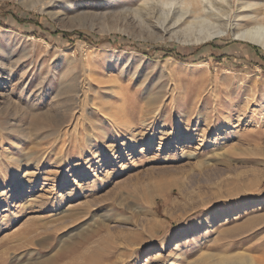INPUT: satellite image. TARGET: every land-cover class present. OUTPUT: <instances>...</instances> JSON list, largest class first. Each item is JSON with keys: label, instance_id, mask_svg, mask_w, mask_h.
<instances>
[{"label": "rangeland", "instance_id": "374dc122", "mask_svg": "<svg viewBox=\"0 0 264 264\" xmlns=\"http://www.w3.org/2000/svg\"><path fill=\"white\" fill-rule=\"evenodd\" d=\"M142 2L0 0L115 42L0 22V264H49L76 227L86 239L65 245L81 241L75 256L99 264H264V49L231 32L168 38ZM41 113L58 126L35 124ZM31 229L33 245L15 246Z\"/></svg>", "mask_w": 264, "mask_h": 264}, {"label": "bare ground", "instance_id": "6f19581e", "mask_svg": "<svg viewBox=\"0 0 264 264\" xmlns=\"http://www.w3.org/2000/svg\"><path fill=\"white\" fill-rule=\"evenodd\" d=\"M148 1H150L153 4L152 5L153 8L157 9L158 24L160 26L162 34L166 35L168 38H172V39L178 40L183 43H199V42L201 43L203 41L212 39L214 37L227 35L229 32H231L234 37L240 38L246 41H250L252 43L259 45L260 47L264 49V0H238L235 10H233L234 8H233L232 0H143L144 3H148ZM10 70L8 71V73H10ZM57 91H60L59 92L60 96H64V95L67 96L66 101H65V108L63 107V111L66 112L67 110L66 106H68V102H69V99H68L69 90H67L65 87H62V88H59ZM59 94H56V95L59 96ZM248 105L249 104H246L245 107L249 109ZM36 118H37V121L35 122V124L39 123V125H41L42 127L43 126L46 127L47 125L48 126L57 125V122H58L57 119H56L57 122H55L53 119H51L52 118L51 116L45 113H41L37 115ZM160 133H161L160 139L164 140L163 135L165 134V132L161 131ZM64 145L61 144L60 146L63 148L65 147ZM62 148L61 150H63ZM28 176H29V173L26 172L23 176L24 178H22L20 181L14 184L15 190H18L20 189V187H22L21 185L23 181L28 180ZM69 194L70 192H65L63 194V197H66V196L68 197ZM63 226H66V224L64 225L62 223L60 228H62ZM57 228H51L50 230H48L49 232L48 235H51V233L53 234L57 230ZM47 229L48 228H46V230ZM81 230H82L81 227L80 228L76 227L75 230L73 229L68 232H63L57 235L56 237L59 242V245L56 248V250H54L51 254L49 253V256L45 260L49 264H78V261H76L75 259H77L80 256L82 260L84 259L82 262L84 264H87V263L90 264L94 258H96L95 259L96 264H99L97 263L99 262V259L97 257H100V255H96L97 256L96 257L92 253L89 256L88 255H78V254L77 256H75L76 253L78 252V249L81 247V244H82L81 241L77 240L75 244L72 243V245L70 244L65 245L66 239H70L69 241H71V239H73L74 237H80L82 240L83 238L86 239L85 238L86 236L82 234ZM28 232L32 235L24 236L23 238L20 239L18 244H16L15 246L24 247V246L33 245L34 241L32 237L37 236L38 233L34 229L28 230ZM52 244H53V240L45 244L41 242L42 246L45 245V247H48V248L52 247ZM165 244L166 243L163 242L159 249H162V247ZM92 255H93V258H92ZM63 259H67V260L64 261ZM33 264H37V262ZM191 264H242V263L230 262L229 260L223 259V260H219V261L212 262V263L207 262L205 260H200V261H196Z\"/></svg>", "mask_w": 264, "mask_h": 264}, {"label": "trees", "instance_id": "16d2710c", "mask_svg": "<svg viewBox=\"0 0 264 264\" xmlns=\"http://www.w3.org/2000/svg\"><path fill=\"white\" fill-rule=\"evenodd\" d=\"M8 14H11L13 16V18L15 19V21L17 22V24L19 25H28L32 28V32L33 34H35L36 32H40L41 30L44 31V36L46 38H48L49 36H59L61 39L65 40V41H72L74 38H80L83 39L84 41L90 43V44H94V45H102V44H115L114 41H111V36H103V37H96L94 35H90L87 34L84 31H81L79 29H74V30H64V31H60V30H53L50 27L44 25L43 23L40 22L39 17L35 14V13H29L27 16H21L18 15V13H15L11 10H7L6 6L1 7L0 9V22L2 24H6L4 23V20L7 18ZM203 45H209L210 47H215V42L213 40L211 41H207L203 44H198L195 47H193V50L200 48ZM133 47H136L139 49V47H137L136 45H132ZM220 47H222V45H219ZM159 47L162 48H166L167 46H163V45H159ZM168 48V47H167ZM141 50V49H140ZM142 52H144L145 54H148L146 51L141 50ZM167 53L171 52L170 49L166 50ZM192 51L191 53H189V55L193 54ZM176 54V53H175ZM186 55V56H189ZM177 58L181 59L182 56H180L179 54L175 55ZM184 56V57H186ZM264 59V56H263Z\"/></svg>", "mask_w": 264, "mask_h": 264}]
</instances>
